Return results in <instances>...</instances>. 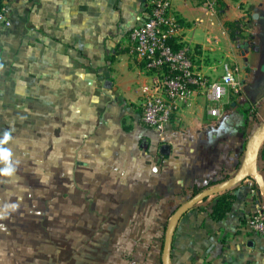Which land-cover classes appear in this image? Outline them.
Here are the masks:
<instances>
[{
	"label": "crops",
	"instance_id": "1",
	"mask_svg": "<svg viewBox=\"0 0 264 264\" xmlns=\"http://www.w3.org/2000/svg\"><path fill=\"white\" fill-rule=\"evenodd\" d=\"M148 1L6 0L0 139L11 133L3 147L16 171L0 175V264H67L55 258L63 237L74 264L92 253L90 264H163L173 215L241 168L264 125L263 53L250 37L264 34V0H171L201 74L220 82L230 65L242 92L228 89L219 103L197 92L162 134L141 122L148 78L128 41ZM229 190L236 201L216 222L215 197ZM229 190L181 217L170 264H264V233L244 222L264 209V144ZM24 225L50 231L52 241Z\"/></svg>",
	"mask_w": 264,
	"mask_h": 264
},
{
	"label": "built area",
	"instance_id": "2",
	"mask_svg": "<svg viewBox=\"0 0 264 264\" xmlns=\"http://www.w3.org/2000/svg\"><path fill=\"white\" fill-rule=\"evenodd\" d=\"M0 26H10L5 0H0ZM185 30L171 0H149L141 21L128 35L132 54L148 78L138 106L141 122L147 130L158 134L168 128L197 92L204 91L213 103L221 102L228 89L235 96L242 92L237 70L230 65H224L220 82H212L201 74L196 65V48L183 38ZM210 114L220 116L217 108ZM244 222L251 232L263 234L264 209L259 208Z\"/></svg>",
	"mask_w": 264,
	"mask_h": 264
},
{
	"label": "water",
	"instance_id": "3",
	"mask_svg": "<svg viewBox=\"0 0 264 264\" xmlns=\"http://www.w3.org/2000/svg\"><path fill=\"white\" fill-rule=\"evenodd\" d=\"M263 144H264V125L261 126L258 130H256L255 133L252 135L251 139L249 140L248 145L246 147L245 157L242 166L233 178H231L229 181L223 183L220 186H217L215 188L200 193L199 195H197L196 197H194L193 199H191L189 202H187L185 205H183L181 208L178 209V211L173 215L167 230V234L164 242V248H163V264H170V251L173 242V236L177 223L181 219V217L199 202L213 195L229 190L230 188L243 182L246 179L247 175L252 172V166L256 161L259 150ZM168 153H169V148L167 146H163L161 148V154L166 155Z\"/></svg>",
	"mask_w": 264,
	"mask_h": 264
},
{
	"label": "trees",
	"instance_id": "4",
	"mask_svg": "<svg viewBox=\"0 0 264 264\" xmlns=\"http://www.w3.org/2000/svg\"><path fill=\"white\" fill-rule=\"evenodd\" d=\"M6 1V0H5ZM226 28L230 29L231 31L234 30L235 24L234 23H226L225 24ZM239 29V25L237 27ZM235 27V31L238 30ZM232 38H234L235 34L234 32L231 33ZM175 47V46H174ZM176 49H179L175 47ZM198 191L195 192L197 194ZM236 201V196L233 194V190H229L226 192H223L215 197V205L212 209L211 217L214 221L216 222H221L226 217L228 214L231 212L232 207ZM42 232V235L44 237H48V239L51 240V234L50 231L47 232L45 230H40ZM45 231V232H44ZM89 237L93 238L92 235ZM52 241V240H51ZM54 246L56 247L57 254L55 258L57 260H61L67 264H74L76 262V252L72 249L71 242L67 240L66 238H61L60 240L54 241ZM97 251V250H96ZM97 253H92V257L87 256L84 260L87 262L84 264H90V262L94 261L95 259L98 258L96 255ZM92 258V260H90Z\"/></svg>",
	"mask_w": 264,
	"mask_h": 264
},
{
	"label": "clouds",
	"instance_id": "5",
	"mask_svg": "<svg viewBox=\"0 0 264 264\" xmlns=\"http://www.w3.org/2000/svg\"><path fill=\"white\" fill-rule=\"evenodd\" d=\"M11 139V133L7 131L3 134V138L0 139V163L5 165L3 168H0V175L3 176H12L16 171L12 160V150L10 148L3 147V145L7 144Z\"/></svg>",
	"mask_w": 264,
	"mask_h": 264
},
{
	"label": "rangeland",
	"instance_id": "6",
	"mask_svg": "<svg viewBox=\"0 0 264 264\" xmlns=\"http://www.w3.org/2000/svg\"><path fill=\"white\" fill-rule=\"evenodd\" d=\"M250 37H253V40L255 41V47L258 48V51L263 53L262 55V64H264V34H252L250 35ZM252 39V38H251ZM39 174V172H38ZM25 226V231H39L40 230H28L29 229V226L28 225H24ZM30 229H34V228H30ZM45 232V231H44ZM32 233V232H31ZM41 233V232H40ZM19 238V237H18ZM20 240V239H19ZM21 241V240H20Z\"/></svg>",
	"mask_w": 264,
	"mask_h": 264
}]
</instances>
